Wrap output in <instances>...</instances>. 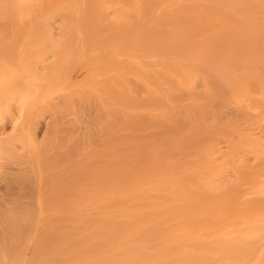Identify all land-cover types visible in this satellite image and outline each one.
<instances>
[{
  "label": "bare ground",
  "instance_id": "bare-ground-1",
  "mask_svg": "<svg viewBox=\"0 0 264 264\" xmlns=\"http://www.w3.org/2000/svg\"><path fill=\"white\" fill-rule=\"evenodd\" d=\"M0 264H264V0H0Z\"/></svg>",
  "mask_w": 264,
  "mask_h": 264
}]
</instances>
